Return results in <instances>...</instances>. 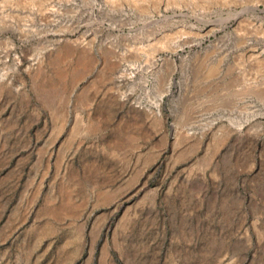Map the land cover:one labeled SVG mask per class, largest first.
Segmentation results:
<instances>
[{
    "label": "rangeland",
    "instance_id": "rangeland-1",
    "mask_svg": "<svg viewBox=\"0 0 264 264\" xmlns=\"http://www.w3.org/2000/svg\"><path fill=\"white\" fill-rule=\"evenodd\" d=\"M0 264H264V0H0Z\"/></svg>",
    "mask_w": 264,
    "mask_h": 264
}]
</instances>
